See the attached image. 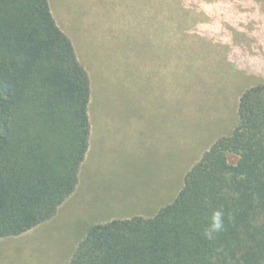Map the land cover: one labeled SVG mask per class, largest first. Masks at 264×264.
<instances>
[{
    "label": "rangeland",
    "instance_id": "1",
    "mask_svg": "<svg viewBox=\"0 0 264 264\" xmlns=\"http://www.w3.org/2000/svg\"><path fill=\"white\" fill-rule=\"evenodd\" d=\"M48 2L90 76L88 148L55 215L0 239V264H67L90 225L154 215L264 84V0Z\"/></svg>",
    "mask_w": 264,
    "mask_h": 264
},
{
    "label": "trees",
    "instance_id": "2",
    "mask_svg": "<svg viewBox=\"0 0 264 264\" xmlns=\"http://www.w3.org/2000/svg\"><path fill=\"white\" fill-rule=\"evenodd\" d=\"M90 76L48 0H0V239L51 219L75 190L90 133ZM228 155L235 156L230 162ZM224 230L204 238L214 210ZM264 84L152 216L90 225L67 264H261Z\"/></svg>",
    "mask_w": 264,
    "mask_h": 264
},
{
    "label": "clouds",
    "instance_id": "3",
    "mask_svg": "<svg viewBox=\"0 0 264 264\" xmlns=\"http://www.w3.org/2000/svg\"><path fill=\"white\" fill-rule=\"evenodd\" d=\"M225 227V213L222 209L213 211L208 226L204 229L203 236L208 240H215L217 234Z\"/></svg>",
    "mask_w": 264,
    "mask_h": 264
}]
</instances>
